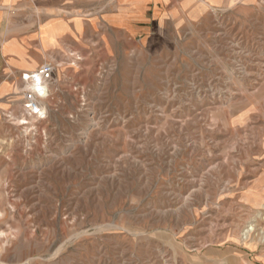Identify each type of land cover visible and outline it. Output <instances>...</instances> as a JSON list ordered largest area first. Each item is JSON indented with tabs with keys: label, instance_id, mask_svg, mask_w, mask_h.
Returning <instances> with one entry per match:
<instances>
[{
	"label": "rangeland",
	"instance_id": "obj_1",
	"mask_svg": "<svg viewBox=\"0 0 264 264\" xmlns=\"http://www.w3.org/2000/svg\"><path fill=\"white\" fill-rule=\"evenodd\" d=\"M127 4L0 98V264H264V0Z\"/></svg>",
	"mask_w": 264,
	"mask_h": 264
},
{
	"label": "crops",
	"instance_id": "obj_2",
	"mask_svg": "<svg viewBox=\"0 0 264 264\" xmlns=\"http://www.w3.org/2000/svg\"><path fill=\"white\" fill-rule=\"evenodd\" d=\"M81 1L0 0V98L16 93L21 74L40 66L56 47L46 46L43 37L61 44L115 28L112 21L119 30H129L128 0Z\"/></svg>",
	"mask_w": 264,
	"mask_h": 264
},
{
	"label": "bare ground",
	"instance_id": "obj_3",
	"mask_svg": "<svg viewBox=\"0 0 264 264\" xmlns=\"http://www.w3.org/2000/svg\"><path fill=\"white\" fill-rule=\"evenodd\" d=\"M38 70L39 69L27 70V72L22 73V75H23L21 78L22 88H20V89L24 92L29 91V92L33 93L31 96L33 97V100H35V102L28 104V106L37 115L43 116L46 112V107L41 106L38 101L43 99V98L48 97V95L50 93L48 80H43L42 82H36V80H31V79L25 80V78H24V75H28L27 77H30L31 73H35ZM17 89H19V87H16L15 90H17ZM29 107H28V109H29ZM17 122L24 125V124H28L29 121L22 118V119H17ZM255 229H256V225H254L253 223L250 224L249 228L244 232V235L248 236ZM262 233H264V230Z\"/></svg>",
	"mask_w": 264,
	"mask_h": 264
},
{
	"label": "built area",
	"instance_id": "obj_4",
	"mask_svg": "<svg viewBox=\"0 0 264 264\" xmlns=\"http://www.w3.org/2000/svg\"><path fill=\"white\" fill-rule=\"evenodd\" d=\"M54 70H55L54 63L47 62L43 64L38 71H36L35 73H31L30 77H27L28 75H24V78L25 80L27 79L36 80V82H42L43 80H50Z\"/></svg>",
	"mask_w": 264,
	"mask_h": 264
}]
</instances>
